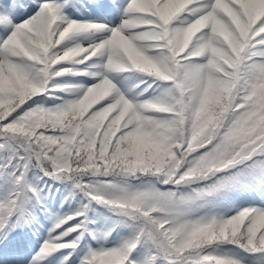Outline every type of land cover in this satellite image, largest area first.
<instances>
[{
	"label": "snow or ice",
	"instance_id": "1",
	"mask_svg": "<svg viewBox=\"0 0 264 264\" xmlns=\"http://www.w3.org/2000/svg\"><path fill=\"white\" fill-rule=\"evenodd\" d=\"M0 264H264V0H0Z\"/></svg>",
	"mask_w": 264,
	"mask_h": 264
}]
</instances>
